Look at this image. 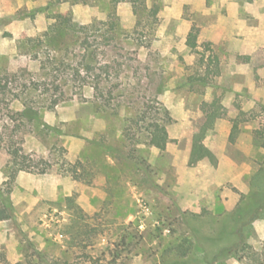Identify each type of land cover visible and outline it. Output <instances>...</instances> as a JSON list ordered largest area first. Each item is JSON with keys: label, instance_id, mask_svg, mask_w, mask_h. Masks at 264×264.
Returning <instances> with one entry per match:
<instances>
[{"label": "rangeland", "instance_id": "obj_1", "mask_svg": "<svg viewBox=\"0 0 264 264\" xmlns=\"http://www.w3.org/2000/svg\"><path fill=\"white\" fill-rule=\"evenodd\" d=\"M0 80V264H264V0H0Z\"/></svg>", "mask_w": 264, "mask_h": 264}, {"label": "trees", "instance_id": "obj_2", "mask_svg": "<svg viewBox=\"0 0 264 264\" xmlns=\"http://www.w3.org/2000/svg\"><path fill=\"white\" fill-rule=\"evenodd\" d=\"M198 35H199V28L195 25L192 26L188 33L187 40H186L188 47L192 50H197ZM200 60H201V64H204V62L206 63L207 61V65L205 66L204 72L198 75L194 74L190 77V79L192 82L201 81L205 83L208 81V77L210 75L218 74L220 72L219 60L216 56H213L212 54L208 56L207 60L205 59V54H202ZM211 64L212 65L214 64L213 67H211L212 66ZM0 87L4 91L8 87V84L7 83L2 84L0 80ZM205 110H206V121L202 129L200 130V132L195 134V137H194V143H193V148H192L191 157H190V161L192 163L197 161L198 154L206 150L204 145L201 143V139L205 131L213 126V123L215 122L217 118L221 117V113L219 111L220 105L217 104L216 102L210 103V104L206 103ZM24 114L27 118L32 120L38 116V110L26 103ZM142 118L145 119L146 116H142ZM147 128L150 130V133L152 135V143L161 150L165 149L167 146V139H168L166 124L160 121L159 119H153L152 121L148 123ZM236 130H237V124H234L232 133L230 135V139L232 141H234L236 138ZM9 151L14 157V159L16 160L19 159L20 157H24L20 147L13 148V149L9 147ZM119 256H120V253H114L112 262H116Z\"/></svg>", "mask_w": 264, "mask_h": 264}]
</instances>
